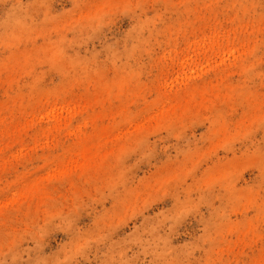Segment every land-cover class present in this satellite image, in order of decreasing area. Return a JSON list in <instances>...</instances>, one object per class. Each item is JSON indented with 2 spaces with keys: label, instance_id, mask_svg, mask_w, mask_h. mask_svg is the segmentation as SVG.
Wrapping results in <instances>:
<instances>
[{
  "label": "rangeland",
  "instance_id": "obj_1",
  "mask_svg": "<svg viewBox=\"0 0 264 264\" xmlns=\"http://www.w3.org/2000/svg\"><path fill=\"white\" fill-rule=\"evenodd\" d=\"M0 264H264V0H0Z\"/></svg>",
  "mask_w": 264,
  "mask_h": 264
}]
</instances>
